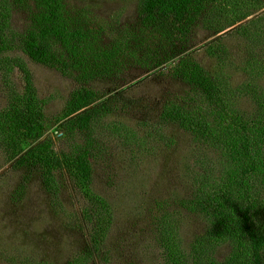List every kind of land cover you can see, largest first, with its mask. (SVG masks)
I'll use <instances>...</instances> for the list:
<instances>
[{
  "label": "trees",
  "instance_id": "obj_1",
  "mask_svg": "<svg viewBox=\"0 0 264 264\" xmlns=\"http://www.w3.org/2000/svg\"><path fill=\"white\" fill-rule=\"evenodd\" d=\"M72 1L0 0V70L10 73L16 65L27 75V85L20 90L6 75L9 88L0 110V149L5 148L15 168H24L27 175L40 173L49 191L56 193L60 178L68 174L84 195L82 219L93 244L67 264L109 261L106 233L112 207L94 191V162L106 145L103 122L127 106V94L136 84L123 87L119 82L134 64L188 85L164 103L155 141L174 143L172 137L163 139L160 130L175 124L190 133L197 151L184 172L190 194L180 196L174 207L168 200L159 204L151 217L163 256L160 264H264V199L257 185L260 177L264 184V87L260 85L264 57L248 61L242 68L249 78L234 85L224 71L214 76L206 70L191 51L198 26L218 35L246 18L250 5L245 0H138L135 24L128 26L112 18H95ZM18 14L26 18L22 27L13 24ZM262 22L264 14L227 33L258 39L264 34ZM209 46L213 55L224 59L219 46ZM8 51H20L77 83L60 115L47 114L46 99L36 93L25 62L21 56L6 57ZM96 79L113 85L108 91L88 85ZM237 96L247 97L250 105L243 106ZM116 126L115 121L110 125L123 142L146 149V138L142 141L134 130L122 132ZM56 140L66 141L68 148L59 150ZM203 146H210L216 158L203 153ZM184 211L207 222L205 232L192 243L181 236ZM222 243L230 248L224 259L216 255Z\"/></svg>",
  "mask_w": 264,
  "mask_h": 264
},
{
  "label": "rangeland",
  "instance_id": "obj_2",
  "mask_svg": "<svg viewBox=\"0 0 264 264\" xmlns=\"http://www.w3.org/2000/svg\"><path fill=\"white\" fill-rule=\"evenodd\" d=\"M244 2L250 5L245 9L246 18L218 35L198 26L191 47L206 70L214 76L224 71L234 85L249 78L242 68L248 61L264 57V34L252 39L227 33L264 14V0ZM72 3L81 10L91 11L95 18H112L128 26H133L137 17L138 0H74ZM25 22L24 15L18 14L13 19L17 27H22ZM261 26L264 30V22ZM221 37L222 40L219 39ZM209 45L219 46L224 59L213 55ZM5 54L11 58L21 56L31 74L36 93L46 99L47 114L52 117L60 115L77 83L53 68L29 60L20 51ZM221 61H225L224 65H221ZM6 75L11 80L8 82L18 90L27 85L26 72L16 65L10 73L0 70V110L7 103L9 87ZM119 82L123 87L136 84L127 94V106L103 122L107 124V129L102 130L106 145L94 162V191L107 198L112 207L111 224L106 233L109 261L104 263L160 264L163 256L153 234L155 225H152L151 217L157 213L159 204L168 200L174 207L179 204L180 196L190 194L192 189L184 172L191 155L197 151L190 133L180 130L175 124H168L160 130L163 139L172 137L174 143L166 145L155 140L159 139L157 128L161 125L159 116L164 103L183 93L188 85L169 74L149 71L147 67L137 64L129 66ZM88 85L108 91L113 84L108 80L96 79ZM260 85L264 87V74ZM236 99L243 101V106L245 103L250 105L247 97L237 96ZM113 121L117 128H122V132L125 129L134 130V136L142 141L146 138V149L135 143L123 142L119 133L113 132L114 129L110 127ZM129 141L134 142L132 139ZM66 144L64 140H56L59 150L68 148ZM209 147L203 146L205 149L202 152L215 159L217 153ZM4 149H0V264H67L82 255L93 242L86 221L82 219V206L86 199L78 185L68 174H64L57 192L53 193L44 186L40 173L27 175L24 168H15L13 162L8 161ZM261 179H258L257 185L263 190L260 197L264 199ZM182 216L185 220L181 236L186 243H192L196 236L205 232L207 222L188 211H184ZM229 251V246L222 243L217 247L216 255L224 259ZM84 264L94 262L90 259Z\"/></svg>",
  "mask_w": 264,
  "mask_h": 264
}]
</instances>
